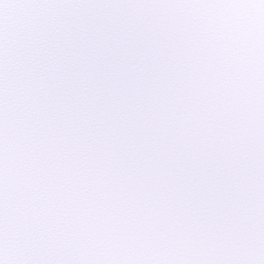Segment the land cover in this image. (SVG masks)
<instances>
[{
	"label": "snow or ice",
	"instance_id": "1",
	"mask_svg": "<svg viewBox=\"0 0 264 264\" xmlns=\"http://www.w3.org/2000/svg\"><path fill=\"white\" fill-rule=\"evenodd\" d=\"M0 264H264V0H0Z\"/></svg>",
	"mask_w": 264,
	"mask_h": 264
}]
</instances>
